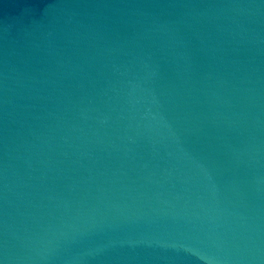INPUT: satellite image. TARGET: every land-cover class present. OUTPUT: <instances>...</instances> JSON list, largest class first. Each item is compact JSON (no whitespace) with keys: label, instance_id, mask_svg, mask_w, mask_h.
I'll return each instance as SVG.
<instances>
[{"label":"water","instance_id":"1","mask_svg":"<svg viewBox=\"0 0 264 264\" xmlns=\"http://www.w3.org/2000/svg\"><path fill=\"white\" fill-rule=\"evenodd\" d=\"M0 264H264V0H0Z\"/></svg>","mask_w":264,"mask_h":264}]
</instances>
